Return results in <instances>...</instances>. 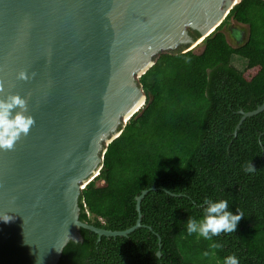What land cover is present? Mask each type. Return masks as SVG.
Instances as JSON below:
<instances>
[{"label": "water", "instance_id": "water-1", "mask_svg": "<svg viewBox=\"0 0 264 264\" xmlns=\"http://www.w3.org/2000/svg\"><path fill=\"white\" fill-rule=\"evenodd\" d=\"M239 1L0 0V99L21 96L34 120L0 151V214L13 217L0 222V264H57L67 242L82 241L80 229L124 237L141 226L147 190L123 231L79 221L80 192L143 106L140 76L160 54L196 47ZM21 70L30 78L17 79ZM260 112L264 102L239 111L235 130Z\"/></svg>", "mask_w": 264, "mask_h": 264}, {"label": "trees", "instance_id": "trees-1", "mask_svg": "<svg viewBox=\"0 0 264 264\" xmlns=\"http://www.w3.org/2000/svg\"><path fill=\"white\" fill-rule=\"evenodd\" d=\"M230 25L246 27L237 46L226 39ZM199 46V53L160 54L140 76L143 106L108 144L98 175L78 197L79 221L123 231L137 219L135 197L147 190L141 226L124 237L80 229L82 241L67 242L57 264H222L229 254L240 264H264V114L235 130L239 111L264 102V0H240ZM232 56L245 61L242 71ZM249 160L256 171L245 173ZM206 196L228 199L229 211L244 214L233 233L212 238L218 249L184 230Z\"/></svg>", "mask_w": 264, "mask_h": 264}, {"label": "clouds", "instance_id": "clouds-1", "mask_svg": "<svg viewBox=\"0 0 264 264\" xmlns=\"http://www.w3.org/2000/svg\"><path fill=\"white\" fill-rule=\"evenodd\" d=\"M30 76L21 70L17 73V79L26 80ZM14 109H18L13 111ZM26 101L19 95L11 94L0 99V151L11 150L14 143L19 140L22 135H27L30 127L34 124V120L30 115H26ZM264 144V140L258 141ZM242 170L245 173L255 172L256 169L247 161ZM201 215L199 218L187 216L183 222L184 230L188 235L195 234L199 238L212 241V238L220 233H233L237 223L242 217L243 212L239 208H235V214L229 211L228 199H213L212 197H204L199 205ZM13 217L8 213L0 214V222L8 223ZM221 245L216 241L209 244L210 249H218ZM210 253L205 251L202 256H209ZM222 264H240L235 254H229L223 257Z\"/></svg>", "mask_w": 264, "mask_h": 264}, {"label": "rangeland", "instance_id": "rangeland-1", "mask_svg": "<svg viewBox=\"0 0 264 264\" xmlns=\"http://www.w3.org/2000/svg\"><path fill=\"white\" fill-rule=\"evenodd\" d=\"M226 33V39L231 46H237L240 43H242L245 40L246 37V27L245 26H228L225 30ZM237 36V37H236ZM201 50V47L199 44H197L196 47L193 48V51L195 53H199ZM231 65L235 67L238 70H243L245 66V61L237 56L231 57Z\"/></svg>", "mask_w": 264, "mask_h": 264}, {"label": "flooded vegetation", "instance_id": "flooded-vegetation-1", "mask_svg": "<svg viewBox=\"0 0 264 264\" xmlns=\"http://www.w3.org/2000/svg\"><path fill=\"white\" fill-rule=\"evenodd\" d=\"M237 37V36H236Z\"/></svg>", "mask_w": 264, "mask_h": 264}]
</instances>
